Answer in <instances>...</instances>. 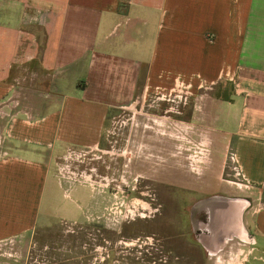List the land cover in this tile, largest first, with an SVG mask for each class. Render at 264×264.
<instances>
[{
    "label": "crops",
    "instance_id": "1",
    "mask_svg": "<svg viewBox=\"0 0 264 264\" xmlns=\"http://www.w3.org/2000/svg\"><path fill=\"white\" fill-rule=\"evenodd\" d=\"M176 88L195 95L176 123L205 129V173L217 178L225 160L246 185L201 195L178 171L201 192L190 223L208 258L166 264H264V203L249 213L255 191L264 200V0H0V108L17 110L2 124L0 243L79 221L88 196L67 192L57 156L101 142L117 110Z\"/></svg>",
    "mask_w": 264,
    "mask_h": 264
},
{
    "label": "rangeland",
    "instance_id": "2",
    "mask_svg": "<svg viewBox=\"0 0 264 264\" xmlns=\"http://www.w3.org/2000/svg\"><path fill=\"white\" fill-rule=\"evenodd\" d=\"M143 97L144 102L140 98L137 105L109 116L101 142L57 156L55 174L67 184V192L79 189L84 198L88 196L80 220L55 221L26 237L0 243V264L1 260L11 264H166L182 263L186 257V262L208 258L204 252L200 256L190 223L199 193L224 191L221 181L239 190L243 186L237 184L246 183L231 174V163L225 165V160L219 164L222 173L217 178L205 173L208 148H202L201 154L197 149L204 147L198 139L206 135L205 129L177 124L188 118L185 113L191 112L194 93L176 88ZM16 113V109L0 108V158L5 152L2 124ZM212 127L216 138L221 129ZM134 135L139 136L137 148L131 147ZM144 136L152 137L154 151L145 148ZM144 156L148 163L133 172L131 161ZM181 170L186 172V184L194 182L201 192L178 181L176 173ZM169 171L175 175L168 176ZM255 192L249 195L250 214L264 203Z\"/></svg>",
    "mask_w": 264,
    "mask_h": 264
},
{
    "label": "flooded vegetation",
    "instance_id": "3",
    "mask_svg": "<svg viewBox=\"0 0 264 264\" xmlns=\"http://www.w3.org/2000/svg\"><path fill=\"white\" fill-rule=\"evenodd\" d=\"M131 140H132V145H131V147H134V148H137L138 147V137L136 136V135H134L132 138H131ZM134 162V161H133Z\"/></svg>",
    "mask_w": 264,
    "mask_h": 264
},
{
    "label": "bare ground",
    "instance_id": "4",
    "mask_svg": "<svg viewBox=\"0 0 264 264\" xmlns=\"http://www.w3.org/2000/svg\"><path fill=\"white\" fill-rule=\"evenodd\" d=\"M205 162V161H204ZM235 203V202H234ZM239 209V208H238ZM234 212H235V210H234ZM213 214V213H212Z\"/></svg>",
    "mask_w": 264,
    "mask_h": 264
},
{
    "label": "built area",
    "instance_id": "5",
    "mask_svg": "<svg viewBox=\"0 0 264 264\" xmlns=\"http://www.w3.org/2000/svg\"><path fill=\"white\" fill-rule=\"evenodd\" d=\"M200 154V153H199Z\"/></svg>",
    "mask_w": 264,
    "mask_h": 264
}]
</instances>
